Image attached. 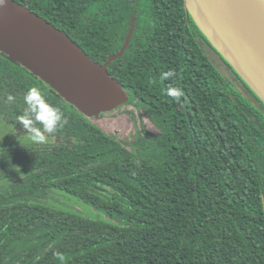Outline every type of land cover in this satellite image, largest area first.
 <instances>
[{
  "label": "trees",
  "instance_id": "1",
  "mask_svg": "<svg viewBox=\"0 0 264 264\" xmlns=\"http://www.w3.org/2000/svg\"><path fill=\"white\" fill-rule=\"evenodd\" d=\"M16 1L100 64L133 23L107 69L128 93L118 107L137 99L156 132L142 125L129 147L0 54V120L29 137L18 117L35 86L67 121L46 143L0 147V264H264V101L183 0Z\"/></svg>",
  "mask_w": 264,
  "mask_h": 264
},
{
  "label": "water",
  "instance_id": "2",
  "mask_svg": "<svg viewBox=\"0 0 264 264\" xmlns=\"http://www.w3.org/2000/svg\"><path fill=\"white\" fill-rule=\"evenodd\" d=\"M212 46L264 101V0H183ZM134 25L117 53L102 64L71 37L28 7L0 5V54L50 88L87 117L127 102L128 93L108 72L129 44Z\"/></svg>",
  "mask_w": 264,
  "mask_h": 264
},
{
  "label": "rangeland",
  "instance_id": "3",
  "mask_svg": "<svg viewBox=\"0 0 264 264\" xmlns=\"http://www.w3.org/2000/svg\"><path fill=\"white\" fill-rule=\"evenodd\" d=\"M213 59L215 58L213 57ZM129 99H132V96H129ZM91 121L101 127L105 132L114 134L129 147L130 142L136 135V131L141 129L142 125L149 131L156 132V127L150 120L146 109L137 99H132L122 107L101 112L91 118ZM16 141L30 142L29 137H17L12 129L0 120V147H5L11 142ZM64 202L83 214L90 216L98 215L90 206L72 198L65 196Z\"/></svg>",
  "mask_w": 264,
  "mask_h": 264
},
{
  "label": "clouds",
  "instance_id": "4",
  "mask_svg": "<svg viewBox=\"0 0 264 264\" xmlns=\"http://www.w3.org/2000/svg\"><path fill=\"white\" fill-rule=\"evenodd\" d=\"M5 0H0L3 5ZM174 76L172 70H168L161 74V80H169ZM165 94L170 96L174 101H179L183 97L184 92L178 86H169L165 89ZM14 96L8 95L7 100L13 101ZM24 103L26 108L23 115L18 117L29 133V140L35 143H46L47 135L53 134L58 127H63L67 121L63 118V113L59 107L50 104L45 95L38 87H30L24 94ZM39 124L40 127H37ZM61 260L63 257H59Z\"/></svg>",
  "mask_w": 264,
  "mask_h": 264
}]
</instances>
